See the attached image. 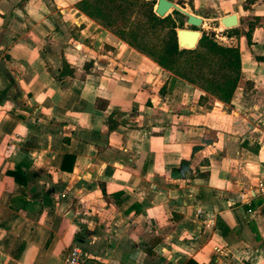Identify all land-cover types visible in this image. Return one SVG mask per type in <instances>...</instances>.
<instances>
[{
    "label": "crops",
    "instance_id": "0c3cea01",
    "mask_svg": "<svg viewBox=\"0 0 264 264\" xmlns=\"http://www.w3.org/2000/svg\"><path fill=\"white\" fill-rule=\"evenodd\" d=\"M75 1L0 0V264H264V0H194L251 82L209 107Z\"/></svg>",
    "mask_w": 264,
    "mask_h": 264
},
{
    "label": "trees",
    "instance_id": "16d2710c",
    "mask_svg": "<svg viewBox=\"0 0 264 264\" xmlns=\"http://www.w3.org/2000/svg\"><path fill=\"white\" fill-rule=\"evenodd\" d=\"M253 2L255 0H244L243 8ZM155 3L156 0H76L74 6L162 68L203 90L199 97L202 105L209 107L214 98L229 103L238 86H251L241 75L237 45L219 42L216 32L209 29L202 30L195 47L180 48L175 30L182 25V14L172 10L158 16L154 12ZM252 28L253 24H249L246 31L233 27L227 29L226 35L242 34L249 43ZM64 74V70L59 72V75ZM116 125L109 117L108 128ZM13 172L14 177L23 182L22 171L16 168ZM183 264L201 263L189 258Z\"/></svg>",
    "mask_w": 264,
    "mask_h": 264
},
{
    "label": "water",
    "instance_id": "95a60500",
    "mask_svg": "<svg viewBox=\"0 0 264 264\" xmlns=\"http://www.w3.org/2000/svg\"><path fill=\"white\" fill-rule=\"evenodd\" d=\"M172 10H177L182 14V25L175 30L178 46L180 48L195 47L201 36V31L197 28L201 26L202 18L196 13L184 9L171 0H156L154 12L158 16H164ZM219 22L224 27L236 26L238 24L237 14L231 13L225 15L219 19ZM0 68L3 72L7 73V70L2 63H0Z\"/></svg>",
    "mask_w": 264,
    "mask_h": 264
},
{
    "label": "built area",
    "instance_id": "2783aa9c",
    "mask_svg": "<svg viewBox=\"0 0 264 264\" xmlns=\"http://www.w3.org/2000/svg\"><path fill=\"white\" fill-rule=\"evenodd\" d=\"M88 254L79 241H73L66 249L61 264H86Z\"/></svg>",
    "mask_w": 264,
    "mask_h": 264
},
{
    "label": "rangeland",
    "instance_id": "374dc122",
    "mask_svg": "<svg viewBox=\"0 0 264 264\" xmlns=\"http://www.w3.org/2000/svg\"><path fill=\"white\" fill-rule=\"evenodd\" d=\"M184 1H186V2H188V1H192L193 5L190 6V5L188 4V5L190 6V7H189V8H190L189 11L194 12V10L197 9V8L194 6V5H196L194 0H184ZM168 13H171V11H169ZM172 15H173V14H172ZM181 20H182V18H181ZM212 24H213V23L211 22L210 25L212 26ZM208 26H209V25H207V26H200V27H198L197 29L200 30V31L202 32V30H209ZM215 38H216L219 42L226 44L225 41L220 40L218 37H216V35H215Z\"/></svg>",
    "mask_w": 264,
    "mask_h": 264
}]
</instances>
